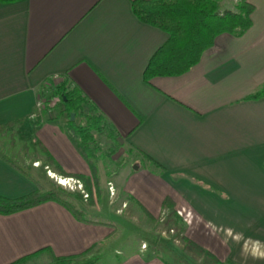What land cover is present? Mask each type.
I'll use <instances>...</instances> for the list:
<instances>
[{
    "label": "crops",
    "instance_id": "0c3cea01",
    "mask_svg": "<svg viewBox=\"0 0 264 264\" xmlns=\"http://www.w3.org/2000/svg\"><path fill=\"white\" fill-rule=\"evenodd\" d=\"M133 1L0 2V126L12 124L0 135L9 131L14 147L27 145V154L45 147L68 174L45 167L58 176H90L62 128L56 96L44 110L36 105L52 85L71 83L145 164L142 178L126 182V201L160 220L171 217L164 207L170 197L174 210L191 218L188 237L219 263L264 264L253 255L264 253V97L246 99L264 85V0H248L252 24L242 36L219 35L188 72L150 83L144 71L169 34L141 21ZM36 189L0 157V197L17 199ZM112 225L79 220L56 202L0 214V264L41 251L42 264H59L52 257L176 264L153 243L145 249L131 240L118 244Z\"/></svg>",
    "mask_w": 264,
    "mask_h": 264
},
{
    "label": "trees",
    "instance_id": "16d2710c",
    "mask_svg": "<svg viewBox=\"0 0 264 264\" xmlns=\"http://www.w3.org/2000/svg\"><path fill=\"white\" fill-rule=\"evenodd\" d=\"M17 1L20 0H0L1 3ZM132 5L135 15L141 21L169 34L168 40L156 51L144 71V80L148 83L155 77L180 76L188 72L199 63L203 54L213 46L219 35L226 33L237 37L242 36L251 27V14L254 9L248 0H241L236 10H222L218 0H134ZM50 93L57 96L60 105L63 106L60 115H66V120L62 128L91 168L90 176L73 174V177L84 182L89 197H91L94 194V188H99L101 184L95 161L97 156L94 144L97 142V136L104 134L110 139L116 140L117 134L107 123L105 116L97 106L78 87L64 81L55 86L52 85ZM261 97H264V85L246 99L256 100ZM72 113L75 115L74 119H72ZM11 125H1L0 132ZM15 142L16 139L12 137L9 151H6V146L1 145L0 142V157L27 176L37 189L17 199L0 197V214L11 215L46 202H56L72 212L79 220L85 221L87 217L77 205L84 202L83 195L68 191L61 185L54 189L45 188L41 184L40 178L29 172V168L35 171L39 168L29 166L23 168L16 162L13 152ZM27 149L28 146L24 145L25 155ZM40 150L45 157L42 162L44 168L46 166L54 167L59 174L68 175L45 147L40 146ZM47 179L50 180L49 177ZM164 207L172 210L171 216L180 217L174 210L170 197L164 201ZM183 239L191 247L201 252L206 251L190 238L183 237ZM207 254L218 261L209 251ZM32 255L19 260L16 264H42L37 261L38 257L44 255L42 251ZM33 261L34 263H32ZM50 262L81 264L73 262V258L61 257H52Z\"/></svg>",
    "mask_w": 264,
    "mask_h": 264
},
{
    "label": "rangeland",
    "instance_id": "374dc122",
    "mask_svg": "<svg viewBox=\"0 0 264 264\" xmlns=\"http://www.w3.org/2000/svg\"><path fill=\"white\" fill-rule=\"evenodd\" d=\"M241 0H218L221 5V9H237ZM43 93V92H42ZM44 96L48 99L47 106L55 99L54 94L45 93ZM56 105L62 112L63 106L60 105V100L56 96ZM63 120H66V115H63ZM11 136L9 131H4V135H0L1 145H5V150L9 151V145L11 143ZM18 144V148L14 147L15 160L18 164L25 168L27 166L33 168H39L38 170H30L29 172L34 174L37 178H40L41 184L45 188H55L61 185L57 178L52 177L48 173V169L42 166L43 154L40 151L34 153L24 154L22 147ZM96 151V165L98 167L99 177L101 180L100 187L94 188L93 196L89 197V193L83 183V190L71 189L61 185L68 191L78 192L84 197L83 203H78V208L89 219L98 221H109L115 228L117 243H124L129 240L134 242H140L141 248L143 245H153L157 250H160L162 254L168 259L178 264H192L189 260L194 258L197 264H221L214 260L211 255H208V250L199 251L190 246V244L184 241L183 237H188V223L191 221L185 212L178 213L180 217L175 215L171 218H167L166 215H162L161 219L152 220L145 217L139 207L129 199L127 187L129 184L126 182L129 178L141 177L145 172V164L134 154L130 152L129 147L120 141V139H110L104 134L97 136V142L94 144ZM39 159H42L39 161ZM40 164L39 166H36ZM137 166V169H134ZM53 170V169H52ZM44 171L46 172L44 173ZM54 171V170H53ZM142 171V172H141ZM50 180L47 179V177ZM89 200V201H88ZM128 203V204H126ZM128 205V206H127ZM182 211V210H181ZM166 218V219H165ZM189 238V237H188ZM192 240V239H191ZM193 241V240H192ZM153 243V244H151ZM246 252L251 251V243H245ZM199 245V244H198ZM178 250V251H177ZM245 252L246 262L250 261V252ZM247 256V257H246ZM226 264H236L227 260Z\"/></svg>",
    "mask_w": 264,
    "mask_h": 264
},
{
    "label": "built area",
    "instance_id": "2783aa9c",
    "mask_svg": "<svg viewBox=\"0 0 264 264\" xmlns=\"http://www.w3.org/2000/svg\"><path fill=\"white\" fill-rule=\"evenodd\" d=\"M48 99H46L44 96L43 97H39L38 99V102H37V108L39 110H44L46 107H47V104H48ZM48 173L54 177V178H57L58 182L65 186V187H69L73 190H81V191H84L83 190V183L81 180H79L78 178H75V177H63V176H58L56 175V173L52 172L50 169H48ZM143 247L146 248V245L144 244Z\"/></svg>",
    "mask_w": 264,
    "mask_h": 264
},
{
    "label": "clouds",
    "instance_id": "9594fccd",
    "mask_svg": "<svg viewBox=\"0 0 264 264\" xmlns=\"http://www.w3.org/2000/svg\"><path fill=\"white\" fill-rule=\"evenodd\" d=\"M255 258H264V253H253Z\"/></svg>",
    "mask_w": 264,
    "mask_h": 264
},
{
    "label": "water",
    "instance_id": "95a60500",
    "mask_svg": "<svg viewBox=\"0 0 264 264\" xmlns=\"http://www.w3.org/2000/svg\"><path fill=\"white\" fill-rule=\"evenodd\" d=\"M75 115L74 113H72V119H74ZM134 169L136 170L137 169V166H134Z\"/></svg>",
    "mask_w": 264,
    "mask_h": 264
}]
</instances>
